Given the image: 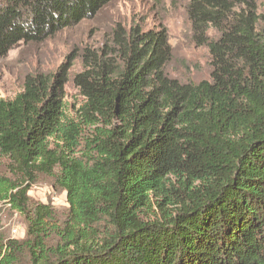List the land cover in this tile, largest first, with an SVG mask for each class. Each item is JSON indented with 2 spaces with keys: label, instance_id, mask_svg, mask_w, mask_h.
Returning <instances> with one entry per match:
<instances>
[{
  "label": "trees",
  "instance_id": "16d2710c",
  "mask_svg": "<svg viewBox=\"0 0 264 264\" xmlns=\"http://www.w3.org/2000/svg\"><path fill=\"white\" fill-rule=\"evenodd\" d=\"M112 1L0 0V59ZM186 12L209 80L166 74L165 30L116 28L109 51L82 55L75 117L69 63L0 100V205L26 223L22 241L0 237V264H264V0ZM39 176L66 193L61 224L30 204Z\"/></svg>",
  "mask_w": 264,
  "mask_h": 264
},
{
  "label": "rangeland",
  "instance_id": "374dc122",
  "mask_svg": "<svg viewBox=\"0 0 264 264\" xmlns=\"http://www.w3.org/2000/svg\"><path fill=\"white\" fill-rule=\"evenodd\" d=\"M188 0H113L99 13L79 24L66 28L36 44L19 43L0 59V100H12L22 91L26 75L44 73L54 75L62 64L69 63L68 82L64 87L66 113L75 117L83 100L72 79L81 71L84 51H109L113 32H125L139 27L142 31L165 30L172 57L165 67L166 74L182 83L197 84L210 79L208 52L192 40L191 25L187 17ZM213 35V31H208ZM214 36V35H213ZM88 132V130L86 131ZM5 162L0 175L5 174ZM30 204L48 205L58 223L66 220L68 204L66 193L55 181L46 176L28 191ZM26 236L24 218L8 205H0V237L22 241ZM57 240L51 237L52 243Z\"/></svg>",
  "mask_w": 264,
  "mask_h": 264
}]
</instances>
